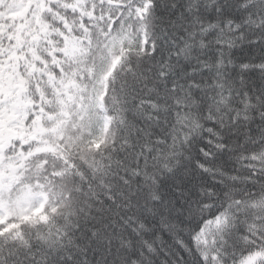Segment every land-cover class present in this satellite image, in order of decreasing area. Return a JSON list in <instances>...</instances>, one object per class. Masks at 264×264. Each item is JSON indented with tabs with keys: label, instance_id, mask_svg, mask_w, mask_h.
<instances>
[{
	"label": "snow or ice",
	"instance_id": "snow-or-ice-1",
	"mask_svg": "<svg viewBox=\"0 0 264 264\" xmlns=\"http://www.w3.org/2000/svg\"><path fill=\"white\" fill-rule=\"evenodd\" d=\"M0 264H264V0H0Z\"/></svg>",
	"mask_w": 264,
	"mask_h": 264
}]
</instances>
